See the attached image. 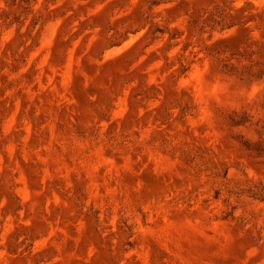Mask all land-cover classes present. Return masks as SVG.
<instances>
[{"label":"clouds","instance_id":"9594fccd","mask_svg":"<svg viewBox=\"0 0 264 264\" xmlns=\"http://www.w3.org/2000/svg\"><path fill=\"white\" fill-rule=\"evenodd\" d=\"M0 264H264V0H0Z\"/></svg>","mask_w":264,"mask_h":264}]
</instances>
